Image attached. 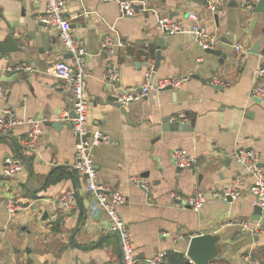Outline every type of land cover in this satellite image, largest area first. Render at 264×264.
I'll return each instance as SVG.
<instances>
[{
  "label": "crops",
  "instance_id": "1",
  "mask_svg": "<svg viewBox=\"0 0 264 264\" xmlns=\"http://www.w3.org/2000/svg\"><path fill=\"white\" fill-rule=\"evenodd\" d=\"M117 1L64 0L62 12L86 52L88 127L110 137L93 149L98 181L125 197L118 212L139 264H148L159 251L166 252L162 264H174L168 253L182 254L191 264L185 251L198 234L218 237V254L209 264H247L244 256L264 261V232L253 235L240 225L264 221V209L255 220L247 191L251 177L231 158L237 149H253L264 165V99L248 96L252 85L264 88V77H256L264 67V13L243 8L247 0H224L212 14L207 0H134L137 13L127 17ZM44 8L45 0H0V117L9 111L17 122L0 130V264H121L119 239L101 212L91 216L93 196L71 169L78 140L61 115L71 116L72 91L54 73V63L68 56L54 28L41 36L37 25ZM192 12L218 40L214 49L220 55L201 50L189 34L156 31L158 17L185 22ZM108 33L112 54L101 50ZM255 42L259 53H249ZM236 44L244 50L241 55L233 50ZM158 51L160 63L153 71ZM108 61L118 68L114 83L103 78ZM183 76L189 78L179 89L151 92L124 106V113L107 99L130 87ZM32 121L40 123L42 133L35 150L24 151L21 142ZM174 148L194 155L196 165L176 169L169 156ZM14 155L22 160L21 172L5 177L6 160ZM131 178L141 179L147 189ZM234 179L240 181L237 200L208 197L194 210L170 197L194 188L219 191ZM65 191L76 194L71 210L58 202ZM8 200L21 209L9 213Z\"/></svg>",
  "mask_w": 264,
  "mask_h": 264
},
{
  "label": "built area",
  "instance_id": "2",
  "mask_svg": "<svg viewBox=\"0 0 264 264\" xmlns=\"http://www.w3.org/2000/svg\"><path fill=\"white\" fill-rule=\"evenodd\" d=\"M256 1L258 0H247L242 4V7L253 11ZM63 3L64 0H45L44 11L39 15L38 19L56 30L61 48L68 56L67 61L58 60L54 63V73L57 78L65 82V87L72 91L71 111L73 116H70L67 111H63L61 115L63 120L71 124V131L78 140L71 169L82 177L85 191L93 196L89 209L91 216L101 212L107 220L109 232L119 239L121 264H139L132 249L128 228L118 212V207L122 206L126 201L125 197L116 191H111L98 181V169L93 159V149L100 145L108 144L110 137L101 130H90L88 127L87 112L89 101L84 93V79L86 75L84 57L86 52L84 46L72 33L70 22L63 16ZM117 3L122 16L131 17L137 13L136 1L118 0ZM223 3L224 0H207V11L211 14L215 13ZM185 22L173 20L166 16L158 17L156 31L160 35L189 34L201 50L205 51L215 48L218 40L207 32L203 17L200 14L188 13L185 17ZM113 46L112 34L108 33L104 37L101 50L112 54ZM233 50L238 55L244 52L239 44L234 45ZM148 65L151 67L152 62L149 61ZM21 68H27V66H17L16 69ZM256 77H264V67L258 68ZM103 78L110 83L118 80V68L113 62L108 61L106 64ZM188 78V76L180 78L166 77L158 79L151 84L145 83L139 88L130 87L125 89L121 96L117 97L116 102L124 107L132 101L148 96L151 92L157 94L166 89L177 90ZM210 84L217 86V83L214 81H211ZM248 96L251 99L263 100L264 88L259 85H252ZM30 123L32 128L21 142L24 151L35 150L39 135L42 133V127L39 122L32 121ZM16 124L17 122L13 114L9 111H4V114L0 117V130L6 131ZM169 156L173 166L181 171H189L197 163V158L182 148L172 149ZM231 158L235 163L243 166L251 177L247 191L252 197V204L264 209V165L261 164L260 154L253 149L247 150L241 148L233 152ZM21 169L22 160L19 156L14 155L6 160V166L2 171V175L13 177L20 173ZM130 181L135 186L147 189L146 184L141 179L131 178ZM240 192V181L239 179H234L219 191L205 193L200 188H194L188 195L183 196L171 193L170 197L178 202L180 206L198 210L204 205L208 197L221 201H227V198L237 200L241 195ZM75 198L76 194L74 191H65L60 194L58 202L65 210H71L74 206ZM5 207L9 213L21 209L10 200L6 202ZM240 225L253 235L264 232V221H258L251 225L247 222H240ZM165 257L166 252L159 251L152 258L148 259L147 263L162 264ZM243 259L247 264H261L255 257L244 256Z\"/></svg>",
  "mask_w": 264,
  "mask_h": 264
},
{
  "label": "water",
  "instance_id": "3",
  "mask_svg": "<svg viewBox=\"0 0 264 264\" xmlns=\"http://www.w3.org/2000/svg\"><path fill=\"white\" fill-rule=\"evenodd\" d=\"M255 10L257 12H262L264 13V0H258L255 6ZM216 19V16H214ZM39 28L42 29L41 36L45 37V33H48L49 30H51V27L45 24L44 22L40 21L37 25ZM54 41V38H51ZM206 52L214 55H220V52L217 51L216 49H207L205 50ZM249 53L253 54H258V42H255L254 45L248 50ZM160 63V52H156V58L154 62V66L152 68L153 71H155ZM109 101H113L118 108H120V111L124 113L125 109L123 106H120L116 100L117 98L113 97H107ZM256 102H260V99H255ZM71 116H73V113H71ZM52 125L55 128L60 127V123L58 122H53ZM69 128H71V124L69 123ZM227 201H231L230 198H227ZM254 211H255V220H258L261 214V208L258 206H254ZM98 214H101L98 212ZM217 242H218V237L215 235H210V234H198L192 236L187 244V248L185 251V256L188 262L191 264H209V262L215 258L218 254V249H217Z\"/></svg>",
  "mask_w": 264,
  "mask_h": 264
},
{
  "label": "trees",
  "instance_id": "4",
  "mask_svg": "<svg viewBox=\"0 0 264 264\" xmlns=\"http://www.w3.org/2000/svg\"><path fill=\"white\" fill-rule=\"evenodd\" d=\"M74 171V170H73ZM51 178H54V176H50ZM59 177H61V175L59 174ZM49 179V181H53L54 179ZM168 259L172 260L174 262V264H187L184 260V257L182 254H178V253H168ZM261 264H264V261H260Z\"/></svg>",
  "mask_w": 264,
  "mask_h": 264
}]
</instances>
